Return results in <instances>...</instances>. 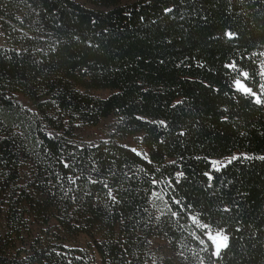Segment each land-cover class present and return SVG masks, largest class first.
Masks as SVG:
<instances>
[{
    "label": "trees",
    "instance_id": "1",
    "mask_svg": "<svg viewBox=\"0 0 264 264\" xmlns=\"http://www.w3.org/2000/svg\"><path fill=\"white\" fill-rule=\"evenodd\" d=\"M0 34V264H264V0H0Z\"/></svg>",
    "mask_w": 264,
    "mask_h": 264
},
{
    "label": "rangeland",
    "instance_id": "2",
    "mask_svg": "<svg viewBox=\"0 0 264 264\" xmlns=\"http://www.w3.org/2000/svg\"><path fill=\"white\" fill-rule=\"evenodd\" d=\"M2 42L1 40V34H0V43ZM245 86L246 84L244 81L240 80ZM236 87V84H235ZM247 87V86H246ZM237 88V87H236ZM103 96H105V92L101 93ZM114 126V118L109 117L108 119L102 120L98 125L93 126H84L83 129L81 130V137L87 141H95L97 139H107L112 132V128ZM140 138L138 137L137 139H125L124 142L128 143L132 147H134L137 150L142 149V144L139 140ZM210 232H208L209 234ZM217 232L211 233L212 235H215ZM222 234V233H221ZM223 235V234H222ZM160 244H164L162 241H159ZM216 251V249H215Z\"/></svg>",
    "mask_w": 264,
    "mask_h": 264
},
{
    "label": "snow or ice",
    "instance_id": "3",
    "mask_svg": "<svg viewBox=\"0 0 264 264\" xmlns=\"http://www.w3.org/2000/svg\"><path fill=\"white\" fill-rule=\"evenodd\" d=\"M165 11L167 12L171 10L165 9ZM226 35L230 39L233 36L232 33H226ZM241 75L247 78V73H241ZM235 84L239 91L243 92L246 95L253 96L257 104L264 103V101L261 100L260 96L257 95V93L253 92L250 88L246 87L240 80H237ZM261 92L264 93V86L261 87ZM233 159H236V157H233ZM213 163L215 164V162ZM173 215H175V213H173ZM208 238L212 242L214 248L216 249V251L214 252V255H218L222 248L227 247L228 237L226 235H222L221 232H217L215 235H212L211 233H209Z\"/></svg>",
    "mask_w": 264,
    "mask_h": 264
}]
</instances>
